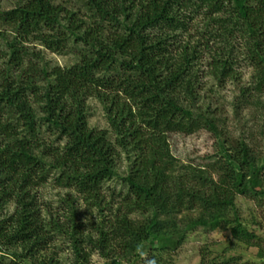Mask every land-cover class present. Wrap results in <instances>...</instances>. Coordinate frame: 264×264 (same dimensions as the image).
Here are the masks:
<instances>
[{
	"label": "trees",
	"instance_id": "obj_1",
	"mask_svg": "<svg viewBox=\"0 0 264 264\" xmlns=\"http://www.w3.org/2000/svg\"><path fill=\"white\" fill-rule=\"evenodd\" d=\"M0 38V210L13 207L0 218V264H60L56 236L68 237L85 264V243L112 264L137 263L147 246L154 264V252L177 249L197 229L226 228L231 243L257 247L235 199H264V159L245 138L223 134L203 91L207 79L217 89L234 83L236 117L264 111V0H19L0 10ZM32 44L78 60L42 66ZM92 98L114 140L89 128ZM198 131L215 137L223 159L178 164L168 134ZM123 156L126 194L104 206L103 185ZM48 184L76 197L52 211L38 194ZM78 200L108 209L96 239L84 236Z\"/></svg>",
	"mask_w": 264,
	"mask_h": 264
},
{
	"label": "rangeland",
	"instance_id": "obj_2",
	"mask_svg": "<svg viewBox=\"0 0 264 264\" xmlns=\"http://www.w3.org/2000/svg\"><path fill=\"white\" fill-rule=\"evenodd\" d=\"M65 1L55 0V3L60 4ZM18 2L19 0H0V10H10ZM3 48L4 45L0 38V50ZM32 48L37 52H41L42 66L47 65L49 68H69L78 60L73 51L60 54L52 53L37 44H32ZM0 65H2V61H0ZM240 72L242 84H248L251 70L242 66ZM205 81L207 83L203 94H206L208 98L207 103L217 107V110L221 113L222 123L220 129L223 134L230 139L245 138L255 152L264 159V111L248 109L242 111L241 115L236 117L233 110V100L238 95L237 86L234 83H228L224 88L217 89L213 87L211 80L207 79ZM87 122L90 129L107 131L109 137L114 140L115 136L111 133L103 105L94 98L87 102ZM167 141L171 155L180 165L203 168L212 166L223 159L221 145L212 134L206 131H198L191 135L171 133L168 134ZM129 166V159L123 156L117 166V177L103 185L101 195L105 202L104 206L111 203L117 204L122 196L126 194L123 179L128 174ZM212 176L215 178V174H212ZM38 194L42 203L55 212L61 208L60 202L62 199L67 196H71L73 199L76 197L75 194L67 190L55 189L51 184L40 188ZM235 204L242 222L257 235V247L231 243L226 228L214 232L197 229L189 231L183 243L177 249L154 252L153 256L156 260L154 264H201L202 262L203 264H264V199L256 200L252 197L238 195ZM76 208L78 209L79 219L85 225L84 236L96 239L97 233L94 228L98 226L103 218L108 216L107 207L103 211L98 208L89 210L81 200H78ZM12 211V206L0 210V218ZM186 215L188 213H182L181 216ZM133 218L138 219L140 217L134 216ZM51 250L57 253L60 264H85L75 255L68 237L56 236ZM82 250L86 255H89L86 264H112V259L102 256L91 244L85 243ZM147 252V246L143 247L141 250L142 258L137 263L117 259V264H148L151 255H147ZM12 260V258H5L4 263L11 264Z\"/></svg>",
	"mask_w": 264,
	"mask_h": 264
}]
</instances>
